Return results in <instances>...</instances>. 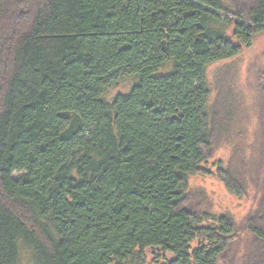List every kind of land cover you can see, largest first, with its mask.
<instances>
[{
    "label": "trees",
    "instance_id": "obj_1",
    "mask_svg": "<svg viewBox=\"0 0 264 264\" xmlns=\"http://www.w3.org/2000/svg\"><path fill=\"white\" fill-rule=\"evenodd\" d=\"M263 32L264 0H0V264H264V190L240 255L187 197L212 175L206 68Z\"/></svg>",
    "mask_w": 264,
    "mask_h": 264
},
{
    "label": "rangeland",
    "instance_id": "obj_2",
    "mask_svg": "<svg viewBox=\"0 0 264 264\" xmlns=\"http://www.w3.org/2000/svg\"><path fill=\"white\" fill-rule=\"evenodd\" d=\"M213 28L221 29L214 24ZM225 33L231 35L232 29ZM170 66L160 74L169 72ZM210 89L208 111L213 128V152L203 166L212 175H195L188 179V204L212 218L229 216L239 231L240 243L236 246L242 254L247 246L241 229L246 216L256 210L264 190V32L258 34L250 48L229 60L210 64L206 68ZM134 77H125L110 86L103 98L111 102L117 94L129 92L135 84ZM219 170L241 186L243 195L237 197L225 188V178ZM22 173L13 174L18 179ZM213 220L204 222L212 224ZM194 242L191 248L197 247ZM144 264H164L173 259L159 248L144 251ZM22 264H30L31 254L24 248L20 252ZM130 264V263H125Z\"/></svg>",
    "mask_w": 264,
    "mask_h": 264
}]
</instances>
